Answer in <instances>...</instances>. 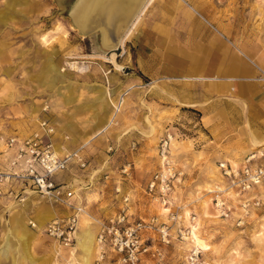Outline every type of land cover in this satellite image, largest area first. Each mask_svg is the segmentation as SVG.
Instances as JSON below:
<instances>
[{"label": "rangeland", "instance_id": "374dc122", "mask_svg": "<svg viewBox=\"0 0 264 264\" xmlns=\"http://www.w3.org/2000/svg\"><path fill=\"white\" fill-rule=\"evenodd\" d=\"M162 1H176L184 7L188 3L190 12L224 25L239 47L255 50L264 59V0ZM135 36L115 51L121 66L116 70L112 53L100 56L96 38L81 36L55 0H0V150L10 136H28L38 130L42 120L55 127L59 151L62 145L72 150L88 144L89 170L73 169L63 177L77 179L75 185L85 189L84 196L90 194L80 228L85 223L94 233L98 221L118 212L122 196L116 195L115 188L119 185L122 195L130 196L131 222L157 219V229L145 238L155 239L148 243L162 257L150 254L141 264H192L191 258L196 264H264V186L255 191L261 206L242 219L236 209L229 217L220 216L210 193L226 183L221 163L240 167L246 155L252 151L261 155L264 146L246 147L248 127L240 116L232 137L225 130L229 116H216V132L197 125L200 116L177 119V111L166 108V87L139 82L134 66L136 46H132ZM51 61L60 74L50 68ZM155 96L162 99L158 106L153 102ZM123 97L114 123L98 135V127L115 113ZM167 133L173 136L170 154L177 176L171 205L164 206L149 196L147 188L161 169L158 148ZM129 165L126 176L121 170ZM105 174L110 180H105ZM104 191L111 194L109 203L102 201ZM94 202L98 205L93 206ZM233 203L237 208L238 203ZM88 205H92L89 214ZM171 213L179 217L177 222L169 221ZM163 224L171 226L168 244L160 240ZM33 229L34 233L21 230L20 234L23 241L39 234L40 264H81L78 244L67 248L50 239L44 226ZM195 236L209 249L197 245Z\"/></svg>", "mask_w": 264, "mask_h": 264}, {"label": "crops", "instance_id": "0c3cea01", "mask_svg": "<svg viewBox=\"0 0 264 264\" xmlns=\"http://www.w3.org/2000/svg\"><path fill=\"white\" fill-rule=\"evenodd\" d=\"M189 7L188 3L184 7L176 1L157 0L143 13L132 43L136 46L134 66L139 82L166 87V108L176 110L177 119L200 116L197 125L208 131H218L216 116H229L225 130L232 137L240 116V122L249 128L246 147L264 146V90L257 81L264 71V59L255 50L239 47L224 25L190 12ZM161 100L155 96L153 102L158 106ZM200 139L198 136L197 141ZM260 153L252 151L255 163L264 161V151ZM69 181L77 184L78 180ZM0 192V264H40L39 234L23 241L21 230L34 233L31 224L45 227L69 215V211L52 206L32 188L19 183L0 186ZM110 195L105 192L100 196L109 203ZM89 196L88 192L84 196L87 203ZM52 214L54 217L46 220ZM80 224L75 246L82 231Z\"/></svg>", "mask_w": 264, "mask_h": 264}, {"label": "built area", "instance_id": "2783aa9c", "mask_svg": "<svg viewBox=\"0 0 264 264\" xmlns=\"http://www.w3.org/2000/svg\"><path fill=\"white\" fill-rule=\"evenodd\" d=\"M257 81L264 90V71ZM172 140V134L167 133L160 141L158 156L161 169L153 174L147 188L149 196L164 206L171 205L173 180L177 176L170 154ZM4 144V149L0 150V186L12 183L29 186L52 206L69 211V215L50 221L43 232L60 245L74 248L80 220L87 214V201L84 190L63 177L73 169L82 172L89 170L90 163L86 155L88 144H81L72 150H65L62 145L65 151H59L56 148V129L48 120L40 121L38 130L32 134L10 136ZM261 157L264 158V155ZM255 160L256 156L251 155L240 167L232 166L228 162L220 164L221 177L226 183L210 192L214 195V205L220 216L229 217L236 209L242 212V219L261 206L262 200L256 196L255 191L264 186V161L255 163ZM129 167L130 165L125 166L121 173L127 176ZM110 178L109 174H105L106 181ZM115 193L122 196V206L115 214L98 221L94 264H141L150 254L162 257L155 245L148 243L155 239L145 238L147 232H155L157 229V219L150 222H131L128 212L130 196L122 195L119 185L115 188ZM20 201L23 202L24 199ZM233 202L238 203V209ZM177 220L178 216L169 214V221ZM170 229L169 224H163L160 229L162 243H170ZM195 257L198 258V254ZM191 260L192 264H196L194 258Z\"/></svg>", "mask_w": 264, "mask_h": 264}, {"label": "water", "instance_id": "95a60500", "mask_svg": "<svg viewBox=\"0 0 264 264\" xmlns=\"http://www.w3.org/2000/svg\"><path fill=\"white\" fill-rule=\"evenodd\" d=\"M61 13L70 19L85 38L95 37L100 52L118 51L121 41L139 16L148 0H102L97 11L92 12L85 24L73 12L77 0H55ZM101 53V52H100Z\"/></svg>", "mask_w": 264, "mask_h": 264}, {"label": "bare ground", "instance_id": "6f19581e", "mask_svg": "<svg viewBox=\"0 0 264 264\" xmlns=\"http://www.w3.org/2000/svg\"><path fill=\"white\" fill-rule=\"evenodd\" d=\"M101 2H102V0H77L76 3L74 4V7H73V12H74L75 17L79 18L80 22L85 24L86 21L88 20V17L92 14V12L98 10ZM153 2H155V0H148L147 4L143 8V10L139 14V16L136 18V20L134 21V23L132 24L130 29L124 35V37L121 41V46L123 45V43L126 39L132 37L134 29L137 26L138 22L140 21L141 16L143 15V13L146 11V9ZM73 28H75V27H73ZM75 29L79 32V34H82L79 29H77V28H75ZM121 46H120V48H121ZM106 51L107 50H104V51L100 50V52L102 54L100 56H105L107 53ZM116 56H117V53L112 52V54L110 55L111 64L115 66L116 70H120L121 66L117 62ZM50 68L52 70H55L58 74H60L59 69H57V67L55 66L53 61H51ZM123 101H124V97L121 98L119 104L116 106L115 113L111 112L107 121L105 123H103L100 127H98V129H97L98 135H100V134L106 132L108 129H110V127L114 123V118L117 115V111H119V109L121 108L120 105L122 104ZM39 110H40L39 107H36L34 109L35 112H38ZM58 150H61L60 147H58ZM53 217H54L53 214L47 215L46 220L52 219ZM31 223L28 222V224H31ZM33 224H34L33 228L40 230V227L38 224L37 225L35 223H33ZM195 239H196L197 245H200L204 249H209V247L203 243L204 241L201 240L200 238H198V236H195ZM95 248H96L95 247V234L93 232H91L89 227L84 223V227L82 228L81 234H80L79 239H78V249L81 252V255L79 257V259H80L79 262L81 264H91V260L95 254Z\"/></svg>", "mask_w": 264, "mask_h": 264}]
</instances>
